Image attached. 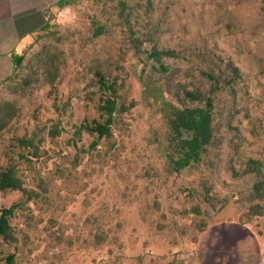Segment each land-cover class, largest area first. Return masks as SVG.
<instances>
[{
  "label": "rangeland",
  "instance_id": "obj_1",
  "mask_svg": "<svg viewBox=\"0 0 264 264\" xmlns=\"http://www.w3.org/2000/svg\"><path fill=\"white\" fill-rule=\"evenodd\" d=\"M68 1L0 83V171L24 187L0 190V214L16 204L0 264L187 263L220 217L264 230V0ZM106 97L93 148L77 125ZM209 98L180 167L184 117Z\"/></svg>",
  "mask_w": 264,
  "mask_h": 264
},
{
  "label": "crops",
  "instance_id": "obj_2",
  "mask_svg": "<svg viewBox=\"0 0 264 264\" xmlns=\"http://www.w3.org/2000/svg\"><path fill=\"white\" fill-rule=\"evenodd\" d=\"M63 0H0V83L19 65L24 48L51 22L50 11ZM199 242L194 262L176 264H264V230L240 215L220 217Z\"/></svg>",
  "mask_w": 264,
  "mask_h": 264
},
{
  "label": "trees",
  "instance_id": "obj_3",
  "mask_svg": "<svg viewBox=\"0 0 264 264\" xmlns=\"http://www.w3.org/2000/svg\"><path fill=\"white\" fill-rule=\"evenodd\" d=\"M61 5H65L68 0H63ZM160 53L159 50L152 52L153 56H156ZM23 55L20 58L19 65L23 61ZM162 69L166 70V66H162ZM101 85L104 88L105 92H108L110 85L105 80L104 77H101ZM213 103L212 99L207 100L206 108H193L190 109L185 115V122L188 124L191 129L189 137L181 139V146L184 149L183 155L177 160V164L180 167L187 166L193 159L199 160L200 153L204 148L205 136L210 124L212 114ZM117 102L115 99L106 97L102 100L99 105V111L104 117L103 121L94 119L92 122L84 120L81 125H77L79 130H85L92 134H97V138L93 140L91 147H96L99 141L104 137L110 134L111 127L114 122V113L116 111ZM9 188H19L24 189L23 181L19 176H16L13 169H7L0 171V190H6ZM16 204H13L9 207H5L0 214V235L5 238L12 236V225L10 218L14 213ZM14 256L9 257L10 261H13Z\"/></svg>",
  "mask_w": 264,
  "mask_h": 264
}]
</instances>
